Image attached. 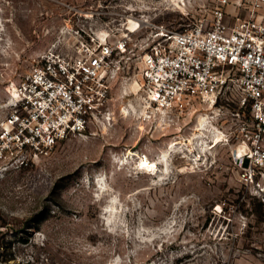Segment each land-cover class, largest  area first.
Listing matches in <instances>:
<instances>
[{"label": "rangeland", "instance_id": "374dc122", "mask_svg": "<svg viewBox=\"0 0 264 264\" xmlns=\"http://www.w3.org/2000/svg\"><path fill=\"white\" fill-rule=\"evenodd\" d=\"M216 6L0 0V136L30 61L73 51L130 16L180 30L211 20ZM254 7L231 0L225 9L234 22ZM136 53L113 82L109 122L45 155L0 154V264H264V169L251 176L242 158L252 146L250 110L236 94L183 114L144 107L132 88Z\"/></svg>", "mask_w": 264, "mask_h": 264}, {"label": "built area", "instance_id": "2783aa9c", "mask_svg": "<svg viewBox=\"0 0 264 264\" xmlns=\"http://www.w3.org/2000/svg\"><path fill=\"white\" fill-rule=\"evenodd\" d=\"M216 1L211 20L184 29L130 16L121 28L79 41L73 51L30 61L12 93L0 154L45 155L69 136L109 122L113 82L126 69L124 57L137 51L144 107L183 114L195 102L214 106L236 94L254 126L242 158L251 176L264 169V0H254L248 17L237 15L234 22L225 9L231 0Z\"/></svg>", "mask_w": 264, "mask_h": 264}, {"label": "bare ground", "instance_id": "6f19581e", "mask_svg": "<svg viewBox=\"0 0 264 264\" xmlns=\"http://www.w3.org/2000/svg\"><path fill=\"white\" fill-rule=\"evenodd\" d=\"M132 88H133V90H137V91H138V86H137L136 83L132 86ZM137 91H136V92H137ZM12 93H13V92H12ZM12 93H11V94H12ZM200 121H201L202 124L205 123V122H207V121H209V120H208V116H205V115H204V116H201ZM216 134H217V137H218V138H221V137H222V135H221V131L217 130V131H216ZM245 151H246V146H242V147H240L239 155L242 156V155L244 154ZM141 164H142V166H143L144 168H145V167H148V168L151 167V165H150V163L148 162V160H144Z\"/></svg>", "mask_w": 264, "mask_h": 264}]
</instances>
